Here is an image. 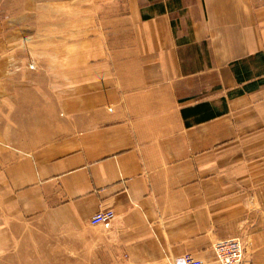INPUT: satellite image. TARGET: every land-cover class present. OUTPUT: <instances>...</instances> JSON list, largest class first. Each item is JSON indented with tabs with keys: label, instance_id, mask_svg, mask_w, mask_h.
Instances as JSON below:
<instances>
[{
	"label": "crops",
	"instance_id": "crops-1",
	"mask_svg": "<svg viewBox=\"0 0 264 264\" xmlns=\"http://www.w3.org/2000/svg\"><path fill=\"white\" fill-rule=\"evenodd\" d=\"M0 1V264H264V0Z\"/></svg>",
	"mask_w": 264,
	"mask_h": 264
},
{
	"label": "built area",
	"instance_id": "built-area-1",
	"mask_svg": "<svg viewBox=\"0 0 264 264\" xmlns=\"http://www.w3.org/2000/svg\"><path fill=\"white\" fill-rule=\"evenodd\" d=\"M114 217L112 209H100L90 217L92 224L110 221ZM216 261L219 264H241L244 244L239 237L215 239L212 244ZM183 264H204V262L187 253L183 256Z\"/></svg>",
	"mask_w": 264,
	"mask_h": 264
},
{
	"label": "rangeland",
	"instance_id": "rangeland-1",
	"mask_svg": "<svg viewBox=\"0 0 264 264\" xmlns=\"http://www.w3.org/2000/svg\"><path fill=\"white\" fill-rule=\"evenodd\" d=\"M4 3L3 1H0ZM13 3V1L11 2ZM9 6L10 4L4 6L6 12L9 11ZM16 8L15 10L21 11L24 8V1L23 0H16V3L14 4ZM13 9V10H14ZM262 163L263 161L259 162ZM19 236H26V237H31L30 235H33L35 238L31 240H19L17 244H15L16 249H22L25 252H16V253H24L22 255H15L14 257L17 259L16 264H42V253H41V247H42V240H41V235L45 234L47 235V226L43 225L42 223L39 222H31L27 223L26 225L22 226L20 228ZM32 232V233H31ZM34 232V233H33ZM51 236V234H49ZM47 244L48 243H56V241L52 239L46 240ZM44 246V245H43ZM30 249V250H29ZM32 251L33 254H30ZM56 259L57 256L51 257V259ZM5 264H9L7 261ZM15 264V263H14Z\"/></svg>",
	"mask_w": 264,
	"mask_h": 264
}]
</instances>
